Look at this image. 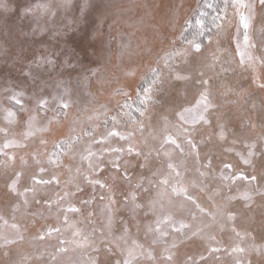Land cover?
I'll use <instances>...</instances> for the list:
<instances>
[{
  "label": "rangeland",
  "instance_id": "374dc122",
  "mask_svg": "<svg viewBox=\"0 0 264 264\" xmlns=\"http://www.w3.org/2000/svg\"><path fill=\"white\" fill-rule=\"evenodd\" d=\"M36 3L51 23L21 14ZM207 3L0 0V145H16L0 156V264H264V5ZM38 53L54 65L25 75ZM17 173L27 204L7 187ZM76 229L88 246L69 243Z\"/></svg>",
  "mask_w": 264,
  "mask_h": 264
},
{
  "label": "snow or ice",
  "instance_id": "6c2138e0",
  "mask_svg": "<svg viewBox=\"0 0 264 264\" xmlns=\"http://www.w3.org/2000/svg\"><path fill=\"white\" fill-rule=\"evenodd\" d=\"M260 2H261L262 5H264V0H260ZM212 6L213 5L211 3H207L205 5V7H209V8H211ZM37 10L39 11L41 16L47 15L49 17V21H48L49 23H51L55 19L56 12L54 10H51L50 7L47 4L36 3V4L28 6V7H23V8H21L20 11H21L22 15H34ZM83 12H84V9L82 8L81 9V15H83ZM72 23H73L72 20L68 21V27L69 28L71 27ZM198 24H202V21H198ZM215 27L218 30H220L222 26L217 24V25H215ZM240 27H242L245 30L244 43H245V45H247L248 44L247 30H248V27H249V23H248V18L247 17H243V16L241 17ZM45 30H46L45 27H40V32L41 33H43ZM218 34H219V31L217 32V35ZM57 35H61V33L59 31H56V32L53 33V36H57ZM198 35L203 36V31L201 30V32L198 33ZM206 40H207L208 43H212L213 40H214V36H208V37H206ZM189 43H190V46H191L193 52L199 53V52L202 51L203 45L201 43L197 42L195 39L193 41H190ZM45 51H47L46 47H45ZM223 54H224V50L219 48V46H217V54L212 57L213 64H215L217 62H220ZM237 55H242V54L238 52ZM54 63H55V61H54V59L52 58V56L50 54L45 55V54H39L38 53L37 56L35 57V60L29 65V71H26L25 75L31 76V68L33 67V65L36 68H42L45 65H54ZM242 63H243V61H242ZM227 70L228 69H222V71H227ZM177 78H180V77H177ZM184 78L186 79L187 77H184ZM203 83L205 85H207L208 81L204 80ZM261 86H264V85H261ZM20 95H22V93L17 92L16 94H14L10 98L13 100L14 103L22 105L23 101L19 99ZM53 98H55V96ZM47 103H48V98H46V97L41 98L38 101V107L43 109L47 105ZM142 103L147 104L148 101L147 100H143ZM196 103H197V106H202V108H203V111L201 113V117L200 118L202 120H205V122H207V120L205 118V113L210 109L211 104H210V101H209V98H208V93H207L206 89L201 93V95H200V97H199V99L197 100ZM61 107L66 108L67 104L62 103ZM141 114H143V113H141ZM7 115L14 117L15 113L12 112V111H9L7 113ZM178 115H179V113H178ZM113 134H115V133H113ZM165 142L166 143H175V141L171 137L166 138ZM189 142L191 143V141H189ZM15 146L16 145H15V143L13 141H5L2 145H0V156L7 155L9 161L13 160L14 156L10 155L6 150L9 149V148L15 147ZM193 147L195 148V145H193ZM250 155H251V153H250ZM245 162L247 163V160H245ZM210 166H211V160L209 159L203 165V167L205 169H207ZM169 168L170 169L174 168V166L172 164H169ZM223 168L228 169L229 172L232 171V165L231 164H224ZM41 171H44V170L41 169ZM177 174L179 175V173H177ZM206 175H207V173L201 172V176H206ZM19 176H20V173H17L16 174V178L12 179L7 187H8V190L10 192H12L14 195L19 194L21 199L24 200L25 204H27V200L25 199L24 193L33 192L34 189L33 188H26V189H24V192H18L17 181H18ZM220 178L222 180H224V181H228L229 179H231L233 181H235L236 179H242V180L251 179L253 181L256 180L255 176L249 178L246 175H244L243 173H238L236 176H227V175H224L223 172H221ZM32 180H33L34 184H36V185L47 184V183L50 182L48 180L41 179L39 176H34L32 178ZM165 183H166V181H165ZM173 190L177 193V195L183 194V191L181 189L174 188ZM37 203H39L38 200H37ZM18 207H19V205L17 204L14 207V210H15V208H18ZM66 211L78 212L79 209H77V208H69ZM65 219H67V218H65ZM167 219L168 218H166L164 221H158L157 222L158 225L160 223H166ZM184 227H186V225L181 224L180 228H178V229L174 228V231H179V230L183 229ZM59 231H60L59 228H56V229L48 228L46 234H47V236L51 237L53 235V233L59 232ZM157 231H159V228H157ZM165 234L166 233H161V235H165ZM73 236L74 237H78V239L73 240V241H71L69 243H72V244L76 245L77 247H81V248L88 246V243H89L88 237L87 236H83V234L80 232L79 229L74 230ZM38 238L41 239V240L45 239V234L42 233ZM65 244H66V242L63 239H61L60 240V245H62L63 247L58 248L57 251L58 252H67L68 248L66 246H64ZM211 251H216V249H211ZM165 258L168 259V260H171L172 257H171V255H168ZM201 259H203V257H201ZM88 264H96L95 259L90 260L88 262ZM116 264H119V261H117ZM125 264H128V262L125 261Z\"/></svg>",
  "mask_w": 264,
  "mask_h": 264
},
{
  "label": "trees",
  "instance_id": "16d2710c",
  "mask_svg": "<svg viewBox=\"0 0 264 264\" xmlns=\"http://www.w3.org/2000/svg\"><path fill=\"white\" fill-rule=\"evenodd\" d=\"M217 1H218V0H213V1H212V0H209L210 3L212 2V5H214ZM217 6H218V5H217ZM217 6H215V7H217ZM215 7H214V8H215ZM207 9L209 10V7H208Z\"/></svg>",
  "mask_w": 264,
  "mask_h": 264
}]
</instances>
